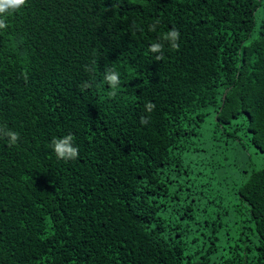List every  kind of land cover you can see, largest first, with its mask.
<instances>
[{
    "label": "trees",
    "instance_id": "trees-1",
    "mask_svg": "<svg viewBox=\"0 0 264 264\" xmlns=\"http://www.w3.org/2000/svg\"><path fill=\"white\" fill-rule=\"evenodd\" d=\"M3 20L0 264H264V0H25ZM66 134L76 159L50 146Z\"/></svg>",
    "mask_w": 264,
    "mask_h": 264
},
{
    "label": "clouds",
    "instance_id": "clouds-1",
    "mask_svg": "<svg viewBox=\"0 0 264 264\" xmlns=\"http://www.w3.org/2000/svg\"><path fill=\"white\" fill-rule=\"evenodd\" d=\"M25 3V0H0V27L4 26V15H11V13L18 9ZM157 24L159 21L156 22ZM156 24L150 25V28H155ZM181 34L176 28H170L159 35L158 39L150 44V51L159 56L161 50L167 45L172 49L179 47ZM103 80L106 85L111 89L109 95L115 96L120 88L121 74L112 68H107L103 73ZM86 86V85H85ZM154 107L153 104L147 105V110L151 111ZM0 134L6 135L11 144H15L19 138V133L0 127ZM51 148L55 152L58 159L72 160L76 159L79 155L78 146L73 140L71 134L62 135L53 138L51 141Z\"/></svg>",
    "mask_w": 264,
    "mask_h": 264
},
{
    "label": "snow or ice",
    "instance_id": "snow-or-ice-1",
    "mask_svg": "<svg viewBox=\"0 0 264 264\" xmlns=\"http://www.w3.org/2000/svg\"><path fill=\"white\" fill-rule=\"evenodd\" d=\"M261 151H264V148H261Z\"/></svg>",
    "mask_w": 264,
    "mask_h": 264
}]
</instances>
